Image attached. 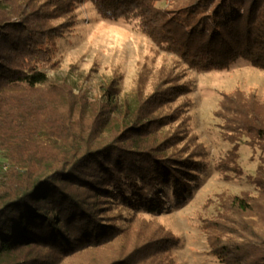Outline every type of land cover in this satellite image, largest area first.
<instances>
[{
    "label": "trees",
    "instance_id": "1",
    "mask_svg": "<svg viewBox=\"0 0 264 264\" xmlns=\"http://www.w3.org/2000/svg\"><path fill=\"white\" fill-rule=\"evenodd\" d=\"M91 1L104 16L138 18L152 41L191 68L223 69L239 58L264 68V0H177L188 4L174 9L158 8L159 0ZM47 3L52 17L69 14L70 0H0V264H177L168 251L175 238L138 211L160 210L165 187L184 196L199 168L200 154L179 146L181 132L164 129L187 88L171 70L150 93L136 87L122 99L111 81L93 101L58 84L67 109L39 103L32 113L9 114V100L45 81L36 68L42 35L62 27L46 24ZM257 173V194L233 195L208 232L221 263L264 264Z\"/></svg>",
    "mask_w": 264,
    "mask_h": 264
},
{
    "label": "rangeland",
    "instance_id": "2",
    "mask_svg": "<svg viewBox=\"0 0 264 264\" xmlns=\"http://www.w3.org/2000/svg\"><path fill=\"white\" fill-rule=\"evenodd\" d=\"M70 2L66 17H52L48 3L41 11L48 26L59 29L62 24L54 35L49 31L42 35L46 51L36 68L45 81L35 84L36 91L17 102L9 100L3 108H9L12 115L32 113L39 103L53 112L67 109V102L62 104L57 93L58 84L89 101L104 98V86L110 81L117 84L119 99L129 97L136 87L146 95L155 88L162 71L178 74L187 90L172 103V107L180 106V113L164 129L167 134L181 132L179 146L187 144L200 154L196 159L199 168L191 170L184 196L165 187L160 210L140 209L138 213L156 220L175 238L168 251L177 264H224L213 254L208 232L216 220L227 215L233 195L257 194V171L264 177V68L243 58L223 69L191 68L152 41L138 18L104 16L91 0ZM183 4L188 2L155 3L161 9ZM4 117L6 122L10 120L5 115L2 120ZM47 120L56 121L52 115ZM3 162L6 158L0 150V165Z\"/></svg>",
    "mask_w": 264,
    "mask_h": 264
}]
</instances>
